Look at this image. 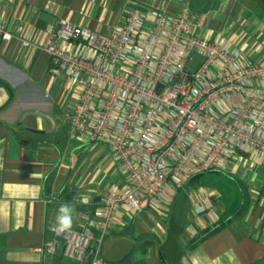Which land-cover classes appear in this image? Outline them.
Wrapping results in <instances>:
<instances>
[{
    "label": "crops",
    "instance_id": "1",
    "mask_svg": "<svg viewBox=\"0 0 264 264\" xmlns=\"http://www.w3.org/2000/svg\"><path fill=\"white\" fill-rule=\"evenodd\" d=\"M184 1L199 23L195 34L236 40L255 59L264 54V0H0V21L11 34L0 38V264H79L46 251L49 242L59 243L50 231L59 207L73 206L72 228L79 229L82 215L102 205L103 190L124 182L104 146L66 135L68 84L49 76L43 51L50 31L66 19L107 32L127 10L171 13ZM33 112L49 116L54 129ZM242 168L225 170L240 189L239 201L205 175L168 197L161 210L123 207L103 237L101 257L110 264H264V168L244 176ZM204 198L212 206L196 215ZM107 244L128 251L109 261Z\"/></svg>",
    "mask_w": 264,
    "mask_h": 264
},
{
    "label": "built area",
    "instance_id": "2",
    "mask_svg": "<svg viewBox=\"0 0 264 264\" xmlns=\"http://www.w3.org/2000/svg\"><path fill=\"white\" fill-rule=\"evenodd\" d=\"M197 25L184 1L171 13L127 10L107 32L66 19L50 31L43 51L49 76L68 84L66 135L104 146L124 179L103 190L102 205L82 215L79 229L50 228L65 259L110 264L102 240L123 207L161 210L195 175L264 168V54L255 59L236 40L197 35ZM10 36L0 21V38ZM194 55L201 61L190 69ZM211 206L204 198L194 213ZM55 249L54 241L46 246Z\"/></svg>",
    "mask_w": 264,
    "mask_h": 264
},
{
    "label": "rangeland",
    "instance_id": "3",
    "mask_svg": "<svg viewBox=\"0 0 264 264\" xmlns=\"http://www.w3.org/2000/svg\"><path fill=\"white\" fill-rule=\"evenodd\" d=\"M200 61H201L200 57L197 55H194L192 57V64L190 66V69H194L200 63ZM66 127H67V124L65 122V130H66ZM249 169H250L249 164L243 167L242 176H244L246 172H248ZM227 172L229 171L220 172V173H208L206 175V178L208 181H212L213 183L220 185V188L222 185H223L222 188L226 187L223 191H226L225 193L228 194V197H230L233 200V202L235 200L239 201L242 198L240 189L234 182L231 181ZM124 249H127V246L124 245L122 246L121 249H114L113 246L107 244L103 249V256L110 261V260H113L115 257H117L122 251H128Z\"/></svg>",
    "mask_w": 264,
    "mask_h": 264
},
{
    "label": "clouds",
    "instance_id": "4",
    "mask_svg": "<svg viewBox=\"0 0 264 264\" xmlns=\"http://www.w3.org/2000/svg\"><path fill=\"white\" fill-rule=\"evenodd\" d=\"M81 203L86 204L87 198L84 197L80 201ZM73 206L69 204H62L58 209V214L55 217L56 228L60 232L71 230L73 227Z\"/></svg>",
    "mask_w": 264,
    "mask_h": 264
},
{
    "label": "trees",
    "instance_id": "5",
    "mask_svg": "<svg viewBox=\"0 0 264 264\" xmlns=\"http://www.w3.org/2000/svg\"><path fill=\"white\" fill-rule=\"evenodd\" d=\"M209 172H204V173H201V174H198V175H195L193 176L187 183H186V187H192L194 185H197V184H201L202 181L204 180V177L205 175H207ZM180 191V190H179ZM178 191V192H179ZM178 192L176 194H178ZM160 264H168L166 262H161ZM254 264H257V263H254Z\"/></svg>",
    "mask_w": 264,
    "mask_h": 264
},
{
    "label": "water",
    "instance_id": "6",
    "mask_svg": "<svg viewBox=\"0 0 264 264\" xmlns=\"http://www.w3.org/2000/svg\"><path fill=\"white\" fill-rule=\"evenodd\" d=\"M29 114L37 115V116H40V117L48 120L51 123V131L54 129L55 125H54L53 120L49 116H47L46 114H42V113H38V112H33V113H29ZM55 254L56 255H60L61 254V244H60V242L56 246Z\"/></svg>",
    "mask_w": 264,
    "mask_h": 264
}]
</instances>
